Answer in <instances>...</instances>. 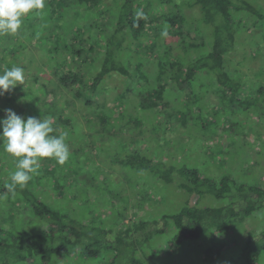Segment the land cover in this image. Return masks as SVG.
<instances>
[{"label":"trees","instance_id":"1","mask_svg":"<svg viewBox=\"0 0 264 264\" xmlns=\"http://www.w3.org/2000/svg\"><path fill=\"white\" fill-rule=\"evenodd\" d=\"M263 1L110 0L109 4L107 0H45L42 14L32 12L26 15L16 34L0 36V75L16 66L28 70L37 61L40 63L38 69L43 66L38 72L35 69V74H31L24 85L0 95V118H5V110L11 109L25 119L29 116L51 119L52 135L67 133L66 143L70 151L64 165H59L54 158H44L38 173L24 188L17 187L13 193L5 185L11 183L10 174L15 170V162L0 146V221L7 218L2 213L7 198L9 202L18 201L17 205L26 215L36 218L37 225L46 226V229L23 235L7 229L4 223L0 224V264H55L57 255H70L76 251H86L93 257L101 252L104 235L112 232L89 228L84 218L54 209L38 191L37 194L29 188L30 184H36L35 181H49L58 191L57 198H63V181L72 185L75 180H93L94 177L87 173L80 160L75 168L70 166L67 171L60 169L76 161L73 160L76 153L73 144L81 127L76 125L78 117L69 110L75 103H80L81 109L77 112L83 113L89 126L95 125L107 133L119 124V129L130 131L132 127L129 128V125L132 126V121L137 124V120L132 118L133 113L128 111L127 106L133 107L135 103L141 110L158 107L164 110L168 106V82L165 79L175 81L180 90H185L199 74L209 72L223 96L230 98L235 111L238 107H256L264 111L260 100L243 97L246 90L231 64L235 60L239 37L244 29L247 30L244 17L253 16V27L258 22H262L263 26L264 14L257 5ZM165 2L172 5V14H165L162 6L157 11V6ZM189 8H195L198 17L189 18L186 14ZM187 25L195 27L190 34ZM165 28L168 34L177 33L182 38L177 55L164 47L162 49L161 41L165 37L161 33ZM193 33L196 35L191 36ZM189 38L192 40L189 41ZM261 38L264 40L263 35ZM31 46L41 53L38 60L36 57L27 58V49ZM148 50L154 54L158 66L156 77L162 80L161 84L158 80L157 84L148 86L140 82L149 83L152 80L143 71L141 52ZM191 53L194 58H191ZM258 53L264 56V47L259 48ZM43 71L45 73L41 74ZM120 80L125 86L128 80L130 83L136 80L137 83L119 92L108 105L102 100L103 94L112 89L118 90L116 85ZM258 92L263 96L264 90L259 89ZM132 94L138 97V101L124 105ZM64 95L66 98L62 100ZM187 96L190 99L189 94ZM229 129L236 131L237 124L231 123ZM113 161L124 169L123 172L136 170L142 175H151L158 184L170 187L176 184L187 194L199 196L201 201L209 199V204L200 201L192 206L186 202L175 212L162 217V222L175 230L176 240L189 243L207 237L211 239L213 235L220 237V234L232 230L235 247L238 248L231 264L259 263L264 254V228L255 232L243 231L240 227L264 208L263 186L238 183L228 175L212 176L188 164L182 167L169 165L138 150L124 151ZM128 175L125 172L124 177ZM155 224L158 226V222ZM144 227L141 222L115 231L116 237L111 245L119 246L118 256L122 255L121 248L128 237L139 235ZM163 232L164 226L162 229L160 224L151 236ZM95 245L98 248H93ZM224 245L219 244L221 249L211 252L214 260L222 256ZM125 247L128 254L129 246ZM116 257L110 264L118 261ZM130 264L145 262L132 259Z\"/></svg>","mask_w":264,"mask_h":264},{"label":"rangeland","instance_id":"2","mask_svg":"<svg viewBox=\"0 0 264 264\" xmlns=\"http://www.w3.org/2000/svg\"><path fill=\"white\" fill-rule=\"evenodd\" d=\"M107 3L110 4V0H107ZM186 3L182 6H186ZM263 3L264 1L257 5L264 14ZM161 6L165 14H172L173 7L168 2L158 5L157 11ZM186 14L191 19L198 17L195 8L186 9ZM252 17L249 15L243 19L247 30L244 29L239 37L234 53L235 60L233 59L231 64L233 69L236 68L234 71L238 72L237 77L242 80V86L246 90L243 97L260 100L264 105V92L263 96L258 92L259 89L264 90V56L258 53L259 48L264 47V40L261 38L264 36V24L262 26V22H258L253 27L255 21L252 22ZM186 29L190 34V30L194 31L195 27L187 25ZM186 34L188 35V32ZM195 35L193 33L191 36ZM191 40L192 38H189V41ZM161 42L162 49L164 47L177 55L182 38L177 36V33L168 34ZM33 47L27 49L26 56L33 59L36 57L38 60L41 53L35 51V48L32 49ZM191 55V58L195 57L193 53ZM141 56L144 58L143 71L152 80L149 83L144 80L140 82L146 86L157 84L158 66L154 54L148 50L142 51ZM135 58L138 60L139 57L135 55ZM37 65L40 66L39 61L24 70L25 80L35 74V69L38 72L43 68L41 65L38 69ZM44 73L45 71L41 74ZM194 80L189 88L180 90L175 81L165 79L166 83L168 82V106L164 110L161 107L152 110L138 109L133 103L138 101V97L130 95L124 105L133 103V107L127 106V109L133 113L132 118L137 120V124L132 121V126L129 125V128L132 127L130 131L119 129L117 124L112 131L104 133L95 125L89 126L85 122L83 113L77 112L81 109L80 103H75L69 108L73 115L78 117L79 122L76 125L81 127V131L76 134L73 144L76 149L73 160L76 161H71L60 169L67 171L70 166L75 168L80 160L87 173L94 178L91 181L75 180L72 185L63 181V198H57L58 191L49 181H35L36 184H30L29 188L36 193L38 191L54 209L78 216L80 219L84 218V223L89 228L112 232L102 238L103 244L100 245L101 252L98 255L91 257L86 251H76L70 255L59 254L54 259L55 264H110L116 256L118 261L115 264H130L132 259H142L145 264H231L233 254L238 248L235 247L232 230L220 234V237L213 235L211 239L207 237L185 243L176 240L175 230L162 222L165 214L175 212L174 210L184 203L189 202L193 206L200 202L199 196L187 194L176 184L171 187L160 182L158 184L151 175H142L136 170L125 171L129 174L125 178L124 169H120L113 161L115 156L120 157L124 151L138 150L149 158L163 160L169 165L182 167L188 164L203 169L206 174L212 176L228 175L238 183L264 187V111L256 107H238L235 111L230 98L223 96L219 86L213 82L214 76L209 72L199 74ZM158 81L159 84L162 83V80ZM136 83V80L131 83L128 80L125 86L120 80L116 85L118 90L105 92L102 100L108 105L112 104L119 92ZM61 98L63 100L66 96ZM231 123L237 124L236 131L229 129ZM5 201L2 213L7 218L1 219L0 224L4 223L7 229L23 235L46 229L44 225H37L36 218L26 215L17 205L18 201L14 199L9 202L7 198ZM201 203L209 204L210 201L206 198ZM253 218L256 220H251ZM141 222L145 224L144 230H141L139 235L129 236L121 248L122 255L118 256L119 246L111 245L116 237L115 231ZM157 222L158 226L155 224ZM160 224L162 229L164 226V232L151 236L153 232H157ZM262 228L264 208L240 227L243 231L246 229L255 232H260ZM219 244H225L222 256L214 260L211 252L221 249ZM125 246H129L128 254ZM93 248H98V245ZM258 264H264V254Z\"/></svg>","mask_w":264,"mask_h":264},{"label":"clouds","instance_id":"3","mask_svg":"<svg viewBox=\"0 0 264 264\" xmlns=\"http://www.w3.org/2000/svg\"><path fill=\"white\" fill-rule=\"evenodd\" d=\"M45 0H0V36L14 35L22 27L23 18L35 12L42 14ZM168 36L167 29L161 33ZM22 67L16 66L0 75V95L24 85ZM5 118H0V146L15 162V170L10 174L11 183L5 185L9 192L17 187L24 188L38 173L40 162L44 158H54L59 165H64L70 151L66 143L67 133L52 135L54 129L51 119L36 117L22 118L13 110H5Z\"/></svg>","mask_w":264,"mask_h":264}]
</instances>
